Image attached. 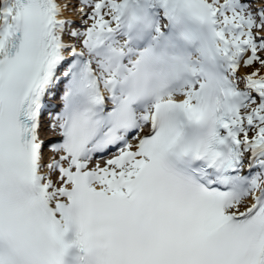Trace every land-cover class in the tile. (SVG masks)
<instances>
[{"label": "bare ground", "instance_id": "obj_1", "mask_svg": "<svg viewBox=\"0 0 264 264\" xmlns=\"http://www.w3.org/2000/svg\"><path fill=\"white\" fill-rule=\"evenodd\" d=\"M59 9H60V17L59 21H81L84 23L83 18L87 16L90 11H95L96 9H101L102 12L99 16H93L96 21H99L94 28V32H98L100 30H105L109 28H113L117 26V17L114 15L116 4H114L113 13H107V9L109 7H104L105 0H101L97 2L96 7L89 9L85 6L80 5L77 7L76 12L68 13L64 8L65 6H75L74 4H69L70 2H76V0H57ZM108 1V0H107ZM116 1V0H115ZM158 1V5H162L164 1ZM214 4L218 15L221 21L220 34L222 37L220 38V45L222 46V53H224L225 63L229 64L232 72L240 75L245 80L247 84L248 90L252 92L253 99H251L247 106H244L235 116L234 122L240 126L241 134L244 138V142L242 144L243 151L245 156L255 163L260 165H264V71L261 67L255 66L252 63L259 59L258 55H251V52L254 51V47L258 45L255 40L247 34L246 31H241L242 27L247 28L248 25L238 16H236L235 12L236 7L231 5L230 0H211ZM118 3V1L116 2ZM255 7L264 5V0H255ZM104 7V8H103ZM6 6L4 4L0 5V41L2 39L3 33L10 27L7 23V16L4 12ZM71 23V22H70ZM244 24V25H243ZM91 28V27H90ZM82 28L81 30H84ZM88 30V28H86ZM61 37H65L67 34L65 32V27H60ZM73 31L75 36H78L74 30L70 29V32ZM69 33V31H68ZM238 33V34H236ZM89 40L86 42V45L89 49H92L95 45H97L100 39L104 41L107 37H101L98 33L93 36V34L89 35ZM250 38V39H249ZM74 39V38H73ZM76 39V38H75ZM76 43L77 40L69 42L68 39H64L60 41V54L68 55L69 51L73 49V47L69 46L66 52H63L62 48H66L67 45H71L72 43ZM256 43V44H255ZM264 46V42L260 43ZM246 45H248V49H245ZM122 49V48H121ZM77 50L82 52L83 49L81 47H77ZM246 53V54H244ZM57 81V80H56ZM47 124V123H45ZM46 136V135H45ZM54 154L52 153V156ZM60 157H66L65 152H61ZM46 155H44V158ZM69 157V156H68ZM50 158V157H49ZM47 158L48 166L60 163L61 170L64 168H70L75 170V174H81L84 171L88 170H96L99 168H109L112 167L108 164H99L97 163L95 166H89L85 170H80L75 161H58L56 158ZM46 159V158H45ZM143 167L137 166L133 167L132 174H126L128 177L136 180V172L141 171ZM43 172L46 174L48 172L47 169H43ZM122 169L116 167L113 173L108 177V179L113 180L114 178H118ZM97 174H101V172H97ZM47 180V179H46ZM99 185H102L99 183ZM263 185V183H262ZM73 184L71 182V178L66 174H62L60 171L59 183L55 185L54 182H51L49 179L45 182L46 191L52 200H56L57 198L65 197L68 194V191L72 188ZM118 186V185H115ZM253 203V200L245 197L241 201H233L230 204H226L224 206L226 211L234 212V213H242L246 210L248 205Z\"/></svg>", "mask_w": 264, "mask_h": 264}, {"label": "rangeland", "instance_id": "obj_2", "mask_svg": "<svg viewBox=\"0 0 264 264\" xmlns=\"http://www.w3.org/2000/svg\"><path fill=\"white\" fill-rule=\"evenodd\" d=\"M253 1L254 0H231V2L234 5L239 3L241 6V10H239L235 13L237 16H239L246 23V25H248L247 33H248L249 37H252L256 41L257 44H260V43L264 42V15L262 14V12H259L260 11L259 8H254L253 10H251V7H253V5H254ZM242 7H243V9H242ZM65 9L67 10L68 13H71V12L76 11L77 5H75L73 7L65 6ZM256 19H263V20H261V23H260V22H257ZM73 24H75L74 25L75 28L79 27L78 22L75 21V22H73ZM259 24L261 27L259 26ZM258 26H259V28H257ZM66 38L69 41L72 40L71 35H67ZM77 38L82 39V42H83L82 45L84 46L85 42L87 41V37L85 38L84 36L80 35V37H77ZM255 50L253 53L255 55H258L259 59L255 62H253L252 64L255 66L261 67L262 70L264 71V46L263 45H259V46L256 45ZM263 78H264V75H263ZM44 150H45L44 152H47V148ZM57 153H59V152L57 151ZM56 169H57V166L52 167L49 174H47V176L52 181L55 180L58 182L59 175H58V172L56 171Z\"/></svg>", "mask_w": 264, "mask_h": 264}]
</instances>
